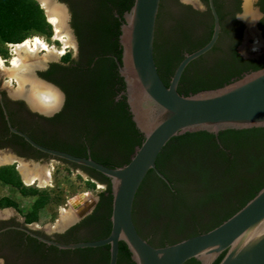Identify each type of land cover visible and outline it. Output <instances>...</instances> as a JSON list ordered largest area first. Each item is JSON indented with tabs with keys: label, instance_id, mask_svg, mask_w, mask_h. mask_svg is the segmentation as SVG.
<instances>
[{
	"label": "trees",
	"instance_id": "obj_1",
	"mask_svg": "<svg viewBox=\"0 0 264 264\" xmlns=\"http://www.w3.org/2000/svg\"><path fill=\"white\" fill-rule=\"evenodd\" d=\"M133 1L93 0L92 6H88L83 13L81 10L84 8L80 4L71 8L72 14L83 20L75 26L81 44L76 63L87 67L94 63L96 70L94 76H89L88 71L81 77L71 78L62 87L67 96V106L75 104L76 99L91 102L90 115L102 128L95 140L100 138L102 147L120 154L121 163L117 165L98 160L110 168L127 164L143 141V136L131 119L125 96L118 102L113 100L125 87L115 59L106 57V54H111L119 62L121 60L120 26L123 14L129 11ZM260 5L264 11V0H260ZM114 9L119 18L113 14ZM261 27L264 33V24ZM34 32L47 36L52 33L37 1L0 0V39L3 42L20 44L28 34ZM210 37L211 33L206 38L191 40L185 35L166 34L158 10L154 60L166 86L184 55L205 45ZM215 50L213 47L210 52L188 64L177 87L179 94L188 96L216 89L264 67V49L263 55L254 59H244L236 50V45L221 55H216ZM212 53L213 56L205 58ZM105 127L109 129L105 130ZM94 143L92 140L89 146ZM72 165L107 183L111 192L108 178L89 168ZM156 167L164 178L153 171L147 174L136 193L132 217L139 235L147 237L148 230L159 229L157 237L145 240L152 246L164 247L212 230L264 187V127L225 130L219 132L217 138L204 131L174 137L158 155ZM0 182L21 185L12 166L0 167ZM111 200L110 194L107 199L109 215ZM13 205L11 199L0 198V208ZM110 229L111 223L107 222L97 240L105 238ZM105 247L109 248L108 245ZM223 255L213 264H218ZM108 262L109 253L106 264ZM117 264H135L123 242L119 243ZM184 264L200 262L191 259Z\"/></svg>",
	"mask_w": 264,
	"mask_h": 264
},
{
	"label": "water",
	"instance_id": "obj_2",
	"mask_svg": "<svg viewBox=\"0 0 264 264\" xmlns=\"http://www.w3.org/2000/svg\"><path fill=\"white\" fill-rule=\"evenodd\" d=\"M35 1L43 9L39 1ZM51 1L63 6L57 0ZM160 1L134 0L129 11L123 14L120 26L122 54L120 62L116 60L118 74L124 82L123 94L131 119L143 136L141 145L127 164L110 168L90 156L79 157L44 147L13 128L5 113L9 130L49 159L89 168L110 181L111 229L105 238L75 244L43 241L61 249L108 245V264H117L120 242L126 245L135 264H184L191 259L200 264H213L223 253L218 264H264V187L217 227L164 247L149 244L139 235L133 222L135 196L147 174L153 171L164 178L156 167V160L172 138L202 131L217 138L219 132L225 130L264 127V67L216 89L188 96L177 91L188 64L206 54L218 38L219 21L212 0L209 4L214 27L209 41L194 52L185 54L168 86L163 83L154 60ZM247 25L251 24L247 22ZM91 206L87 207V212Z\"/></svg>",
	"mask_w": 264,
	"mask_h": 264
},
{
	"label": "flooded vegetation",
	"instance_id": "obj_3",
	"mask_svg": "<svg viewBox=\"0 0 264 264\" xmlns=\"http://www.w3.org/2000/svg\"><path fill=\"white\" fill-rule=\"evenodd\" d=\"M57 1L64 6V10L66 9L65 13H68H66L65 22L66 31L69 36L71 35V47L69 46L70 50L68 51L70 52L75 48L76 55L68 61L57 62L53 60L57 59L56 56L48 62H45V60L39 61L33 67L32 73L34 70V78L38 82L58 92L60 98L58 106L55 109L44 111L32 105L26 94L16 95V89L8 92L0 86V160L2 158L6 159L0 165L4 163L9 166L13 165L15 170L18 171L21 180L22 175L18 170L19 164L28 163L27 165L30 168L35 166L41 176L46 177L47 171L42 167V164L53 159H49L47 155L33 148L21 136L12 133L5 120V113L13 128L26 134L31 140L44 147L79 157L90 156L97 162H99L98 160L106 161L111 165L121 163L118 152L102 147L100 138L95 140V136L102 128L98 126V122L90 115L91 102L84 103L83 100L76 99L77 102L74 100L75 104L67 106V96L62 87V85L68 84L71 78L81 77L88 74V71L90 72L89 76H94L93 74L96 70L94 63L89 67L76 63L79 59L81 44L75 26L78 21L82 23L83 20L75 17L71 10L74 5L80 4L81 8H84L81 10L83 13L88 6H92L93 0ZM212 2L218 16L220 28L218 38L213 46L216 48L214 53L221 55L230 47L236 45V50L244 59H254L245 58L241 52V47L245 44L243 43L244 39L249 37L246 28L251 26L261 37L264 49V33L261 27L264 21L257 22L252 26L247 25L246 21L235 17L238 13L244 12L245 0H212ZM257 7L261 12H264L261 8L260 0ZM113 14L119 18L115 9ZM159 15L162 29L166 34L185 35L191 40L206 38L210 33L212 35L214 16L209 0H187V3L184 4L180 0H161ZM91 36L93 37V35ZM92 37L89 38L92 39ZM190 39L188 42L191 41ZM57 43V48H62L61 43L59 41ZM93 43H90V45L93 46ZM89 48L91 47L89 46ZM64 53L66 52L64 51ZM64 53L56 55L62 59ZM209 56H213V53L205 58L207 59ZM106 57L114 58L116 62L115 56L106 54ZM124 91L125 88L120 90L113 97V100L115 102L122 100ZM104 129L108 130L109 128L105 127ZM92 140L95 143L91 147L89 145ZM18 162L20 163L18 164ZM58 162L72 169L80 170L93 180L97 187L96 196L91 198L86 196L83 204L77 206L72 211L73 214L62 222L60 216L61 212L65 211L64 208L60 211V216L53 219L54 222L42 223L40 221L28 222L26 217L19 216L13 209L0 208V260L3 261V264H106L109 248L105 246L61 249L43 241L47 240L60 244L95 241L103 233L107 222H110L107 208V199L110 193L107 183L91 177L80 167H75L63 161ZM92 204L94 205L91 206ZM88 206L91 207L87 212ZM148 231L147 237L140 236L143 239L150 240L160 234V230L157 228Z\"/></svg>",
	"mask_w": 264,
	"mask_h": 264
},
{
	"label": "rangeland",
	"instance_id": "obj_4",
	"mask_svg": "<svg viewBox=\"0 0 264 264\" xmlns=\"http://www.w3.org/2000/svg\"><path fill=\"white\" fill-rule=\"evenodd\" d=\"M246 31L249 37L244 39L243 43L245 44H243L241 47L243 56L245 58L261 57L263 54L261 37L253 30V27L251 26H248ZM51 32L52 33L50 36L34 32L28 34L26 38L31 40L34 37H38L44 40L48 45L55 47L56 50H61V47L57 48V41H54V30L52 26ZM256 40L260 43V46H258L254 51L251 46ZM70 47L64 50L66 53H64L62 59H60V57L56 54L47 55L45 52H40L38 54V58L40 61L45 60V62H48L56 56L57 59L53 60L57 62L68 61L70 58L76 55L75 48L70 52L68 51L70 50ZM13 49V47H10V43L3 42L0 39V58L9 61L13 55ZM5 65L8 67V62ZM32 77H34V70ZM11 81L12 80L8 78V75L4 73V71L0 70V86L5 88L8 92H12L17 89V84L14 81ZM19 163L20 162H18V164ZM5 166L9 165L6 163L0 165V167ZM12 167L15 170L13 165ZM42 167L46 171L50 172L49 184L47 187L39 188L36 185L26 186L22 182L21 177L16 170L15 171L21 182L20 186H14L0 182V198L7 197L14 202L13 206H8L5 208H11L15 210L19 216L26 217L28 222H54L53 219L60 216V211L62 208H64L65 211L61 212V216L64 212L74 211V208H71L72 204L69 205L71 200H74L73 203H78L77 206H80L83 204L86 196L90 198L96 196V183L83 174L80 170L72 169L69 166L55 160L44 162Z\"/></svg>",
	"mask_w": 264,
	"mask_h": 264
},
{
	"label": "bare ground",
	"instance_id": "obj_5",
	"mask_svg": "<svg viewBox=\"0 0 264 264\" xmlns=\"http://www.w3.org/2000/svg\"><path fill=\"white\" fill-rule=\"evenodd\" d=\"M47 15V21L53 27L54 40L59 41L62 45L60 51L55 47L48 45L44 40L34 37L31 40L26 39L20 44L11 45L13 47V55L9 61L0 58V70L4 71L12 81L17 84L16 95L26 94L29 102L44 111L55 109L60 101L59 94L56 90L49 86L38 82L32 77V69L40 61L38 54L45 52L47 55H61L70 44V36L66 31V13L64 6H60L51 0H38ZM245 13H253L249 4L244 2ZM254 14V13H253ZM256 40L251 48H257L260 43ZM8 62V67L5 65ZM11 81V82H12ZM6 157V156H5ZM2 158L0 163L5 162ZM18 170L22 175V180L27 186L36 185L39 188L47 187L49 184L50 172L47 171L46 177H42L35 166L30 168L27 164H19ZM74 200L70 203L75 209L78 203L74 204ZM83 201V200H82ZM73 214L72 211L64 212L61 221L67 220Z\"/></svg>",
	"mask_w": 264,
	"mask_h": 264
},
{
	"label": "clouds",
	"instance_id": "obj_6",
	"mask_svg": "<svg viewBox=\"0 0 264 264\" xmlns=\"http://www.w3.org/2000/svg\"><path fill=\"white\" fill-rule=\"evenodd\" d=\"M182 4L187 3V0H180ZM246 2L249 4V6L253 9V13H238L235 17L237 19H241L243 21H246L250 23L251 25H255L257 22L264 21V12H261L259 8L257 7L259 0H246ZM258 43V42H257ZM256 50L255 48L253 49ZM0 264H3V261L0 260Z\"/></svg>",
	"mask_w": 264,
	"mask_h": 264
}]
</instances>
